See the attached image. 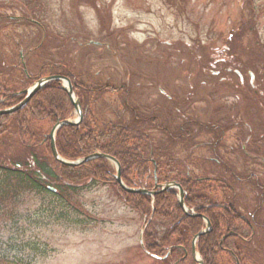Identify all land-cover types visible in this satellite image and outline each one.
Instances as JSON below:
<instances>
[{
	"label": "rangeland",
	"instance_id": "rangeland-1",
	"mask_svg": "<svg viewBox=\"0 0 264 264\" xmlns=\"http://www.w3.org/2000/svg\"><path fill=\"white\" fill-rule=\"evenodd\" d=\"M95 2L99 10L87 0H0L2 16H31L48 32V36L40 38L38 26L4 17L0 24V49L11 44V60L1 58L7 69L4 77L7 81L13 79L14 90L19 87L20 71L12 70V66L16 65L20 50L23 56L24 48L29 57L34 55L37 64L52 57L56 64L66 66L86 82L102 83L111 77L116 84L127 79L129 99L140 117L149 113L141 91L149 88L145 83L150 78L152 87L173 83L178 89H187L196 73L205 72L204 79L211 77L213 66H204L206 71L198 72L200 64L189 60L191 55L200 61L207 56L209 63L214 58L240 59L264 78V0ZM99 13L104 14L103 21ZM233 36L235 39L230 42ZM39 39L43 44L30 52L33 41ZM28 41L32 43L26 47ZM180 65L185 69L183 78L177 76ZM58 70L56 67L55 74ZM131 72L142 74V81H136L139 85L131 86ZM63 85L67 87L66 83ZM119 98L118 91L107 92L103 100L100 98L101 104L96 105V117L105 122L115 120V115L123 119L126 114L130 121L129 109L121 106ZM201 100L198 112L207 108ZM171 104L169 100L167 106ZM166 112L170 117L168 108L161 105L153 111L157 116ZM76 117L73 112L70 119L76 121ZM255 118L256 114L249 111L247 120L251 125ZM12 122L7 121L5 130L0 129V164L5 160L17 163L27 143L42 146V135L49 134L53 127L45 118L32 122L22 135ZM150 128L156 138L163 135L156 132L159 127ZM5 180L0 171V264H163V260L154 259L141 248L140 236L147 223L144 217L148 215L125 204L112 185L78 184V189L68 190L64 198H59L14 187L8 192ZM155 222L159 223L156 219ZM153 227L151 224L148 231Z\"/></svg>",
	"mask_w": 264,
	"mask_h": 264
},
{
	"label": "trees",
	"instance_id": "trees-1",
	"mask_svg": "<svg viewBox=\"0 0 264 264\" xmlns=\"http://www.w3.org/2000/svg\"><path fill=\"white\" fill-rule=\"evenodd\" d=\"M87 1L99 10L95 0ZM103 15L99 13L101 21H103ZM4 17L7 18V16H2L0 13V24L4 23ZM7 19L11 21L17 19L21 20L23 24L38 26L40 38L44 34L48 36V32L31 16L25 15L22 18L15 19L13 16V18ZM234 36L231 40L229 38L230 42H233ZM33 42L35 45H32L30 52L36 51L43 44L40 39L38 42ZM230 42L229 44H231ZM30 43L32 42L28 41L26 47ZM13 46H15L14 42ZM8 47H12V45L8 44ZM8 47L2 45L3 49H0V108L14 105L20 101L23 95L19 92L43 76L62 75L68 77L81 103L84 116L78 125L62 126L57 131L56 147L59 154L67 160H76L94 152L113 156L120 164L123 182L131 187L152 189L155 177L158 183L176 180L185 191L187 208L193 209L195 215L183 211L179 205L177 190L175 189L158 192L154 196L126 192L115 181L113 177L114 168L105 158L98 157L78 166H67L58 162L51 154L49 134L42 135V141L40 142L42 146L40 147L37 144L26 142L28 145H25V151L20 154L21 159L17 163L11 164L10 161L5 160V163L0 164V171L6 177L4 188L8 189V192L14 187L18 190L46 192L64 198L65 192L78 189L80 185L87 186L89 183L110 184L116 189L119 198L125 204L133 206V209L148 215L147 217L151 216L149 226L153 224L155 227V219L157 221L161 220L159 223L166 226L160 237L161 243L159 242L158 247L156 246L158 243L157 236L161 231L154 228L150 231H148L149 228L146 230L145 242L149 249L155 250L154 252L157 254L164 253L166 255L170 245H180L181 250L173 247V252L166 255L163 264H197L191 254V248L193 236L204 226L202 215L210 220L214 228L213 231L200 235L196 242V250L203 260V264H249V258L244 256L241 251L233 254L225 249L229 239L232 238L230 237L231 233L235 231L233 227H238L236 222L238 213L230 207V204L219 200H216V202L222 204V207L208 206L212 202L210 199L212 190H210L207 182L196 183L192 181L191 177L181 176L182 166L176 160H159V157L163 154L161 149H165L160 143H154L150 127H159V131L167 134L168 146L177 139L180 128H171V126L163 124L160 115L157 116V113H153V111L140 117L138 110L132 106L129 99V81L127 79L118 80L116 84L113 83L114 79L112 82L111 77L102 83L86 82L80 79L79 76L74 75L72 70L66 66L56 64L52 57L43 59L40 64H37L34 55L29 57V52L25 53L27 50L22 45L24 48L23 56L20 50L16 65L12 66V70L20 71L17 74L19 87L14 90L13 79L9 78L7 81V78L4 77L7 74V69L4 67L1 58L4 56L7 60H11ZM106 53H110L109 48ZM192 57L189 60L198 61L197 64H200L198 72L203 71L202 67L209 65L210 60L208 61L207 56H203L201 61V58L199 59L197 56V59H192ZM206 59L207 61H205ZM214 63L223 64L226 62L215 61ZM56 67L59 70L55 74ZM184 70V68L180 69L181 72ZM142 78V74L131 72V79L135 80L134 82L131 80V83H133L131 86L139 85L136 81ZM112 89L118 91L121 106H124V108L126 106V109H129L130 121L126 120L124 116L123 119H119L118 116L113 122H102L99 117H96L98 113L96 105L101 104L99 102L100 98L103 100L105 94L112 91ZM142 92L141 94H143ZM98 109L101 110V108ZM72 111V104L67 93L62 90L59 81H51L39 89L22 110L11 115L0 116V120H2L0 121V129L5 130L3 126L11 120L16 131H21L22 135H25L32 122H38L46 118L54 125L58 120L70 117ZM108 111L111 112V110ZM115 117L117 116L115 115ZM21 139L23 138L21 137ZM44 139L46 142L43 141ZM151 148L155 149L150 156L154 157L155 163H157L156 176L153 174V163L147 159ZM164 156L167 155L164 153ZM78 184L80 185L77 186ZM8 192L4 194H8ZM224 205L227 207L224 208ZM223 236L225 240H221ZM236 243L239 246L240 242L236 241Z\"/></svg>",
	"mask_w": 264,
	"mask_h": 264
},
{
	"label": "flooded vegetation",
	"instance_id": "flooded-vegetation-1",
	"mask_svg": "<svg viewBox=\"0 0 264 264\" xmlns=\"http://www.w3.org/2000/svg\"><path fill=\"white\" fill-rule=\"evenodd\" d=\"M215 61L226 63L215 64ZM214 62L208 63L210 67L213 66V70L208 73L211 77L204 79L205 72L201 75L196 73L197 77L192 78L191 87L187 89H178L173 83L152 87V79L148 80L146 84L149 88L142 90L147 111L150 113L159 105L166 106L171 115L167 117L166 112L160 116V120L171 128H180L177 139L169 146L167 134L157 130L163 135L156 138L151 129L150 133L154 143H160L165 149H161L163 154L159 160H176L182 166L181 176L191 177L196 183H208L212 190V202L208 206L222 207L216 202L219 200L230 204L238 213V227H233L235 231L231 233L232 238L225 249L233 254L241 251L249 258V264H260L264 261V78L258 77L256 70L243 64L240 59L214 58ZM202 70L206 71L203 67ZM177 76L185 77L183 72ZM112 91L117 92L116 89ZM200 99L207 106L202 112L197 109ZM169 100L172 104L167 106ZM249 111L250 114H256L253 125L247 120ZM83 116L84 111L82 119ZM154 150L150 149L147 159L153 163V174L156 176L157 163L150 156ZM155 184H158L156 177ZM202 219L204 226L197 233L213 231L210 220L204 215ZM149 227V223L145 224V229ZM153 228L161 231L157 236L158 247L166 226L158 223ZM221 240H225L224 236ZM236 241L240 242L239 246ZM144 246L146 251L142 249L145 253L159 255L148 245ZM173 247L181 250L178 244L170 245L166 255L173 252Z\"/></svg>",
	"mask_w": 264,
	"mask_h": 264
},
{
	"label": "water",
	"instance_id": "water-1",
	"mask_svg": "<svg viewBox=\"0 0 264 264\" xmlns=\"http://www.w3.org/2000/svg\"><path fill=\"white\" fill-rule=\"evenodd\" d=\"M49 80H64L67 83V87L63 86L62 88L67 92V94L69 95L76 112L79 114V116L81 117V110H80V104L78 101L74 100V96H73V90L72 87L70 85V82L67 78L61 77V76H53V77H47V78H43L40 79L39 81H37L29 90H26L25 93H27L25 99L23 101H21L19 104H17L16 106L9 108V109H5V110H1L0 114H10L12 112L17 111L18 109H20L22 106H24L29 99L32 97V95L39 89L41 88L46 82H48ZM75 122L69 121V120H64L62 122H58L51 130L50 132V138H51V142H50V146H51V152L53 157L55 158V160H57L58 162L67 165V166H78L80 164L86 163L90 160H93L95 158L98 157H102V158H106L109 161H111L117 168V173L115 175L116 181L120 184V186L122 187L123 190H125L126 192L129 193H143V194H147L148 192L146 190L143 189H139V188H131L126 186L120 177V165L119 162L112 156L103 154V153H93L90 154L88 156H85L84 158L78 159L76 161H69L64 159L63 157H61V155L58 153L57 148H56V143H55V135H56V131L59 127L64 126V125H73ZM173 186H176V184L174 182H170V183H166L163 185L164 189H168L171 188ZM152 192H149V194H151ZM179 202L180 205L184 208V202H183V191L181 189H179ZM204 234V232H199L198 234L195 235L194 239H193V245H192V254L195 260L198 261L199 264H202V260L200 257L197 256L196 251H195V241L197 239V237H199L200 235Z\"/></svg>",
	"mask_w": 264,
	"mask_h": 264
}]
</instances>
